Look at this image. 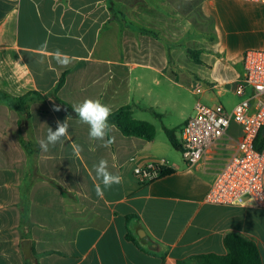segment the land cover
<instances>
[{
	"label": "crops",
	"instance_id": "crops-1",
	"mask_svg": "<svg viewBox=\"0 0 264 264\" xmlns=\"http://www.w3.org/2000/svg\"><path fill=\"white\" fill-rule=\"evenodd\" d=\"M239 2L0 0V91L46 94L65 74L57 97L71 107L89 98L111 113L133 105L135 118L154 112L141 103L150 87L157 109L160 92L175 107L182 92L231 109L242 100L235 85L244 54L257 49L253 28L239 22ZM57 50L70 58L66 67L57 63ZM189 51L199 52L200 62ZM197 82L204 89L200 95L191 90ZM213 85L218 89L209 90ZM44 106L50 109L44 112ZM30 112L37 142L48 127L55 130L57 120L67 119L68 135L48 152L39 151L40 179L23 197L28 164L17 138L19 118L0 104V264H28L32 249L39 264H196L194 256H226L229 234L253 241L264 264V206L208 203L216 167L188 168L157 135L148 142L125 137L114 126L105 141L91 140L88 126L53 100L33 104ZM233 134L237 138L235 126ZM74 144L82 148L79 155ZM101 159L123 180L98 196L103 185L93 166ZM160 161L174 172L140 184L134 168Z\"/></svg>",
	"mask_w": 264,
	"mask_h": 264
},
{
	"label": "built area",
	"instance_id": "built-area-1",
	"mask_svg": "<svg viewBox=\"0 0 264 264\" xmlns=\"http://www.w3.org/2000/svg\"><path fill=\"white\" fill-rule=\"evenodd\" d=\"M264 4V0H235ZM218 89L217 85L209 90ZM203 92L201 82L192 88ZM242 97L231 109L223 104L206 105L198 100L193 114L179 133L184 163L188 168L200 165L216 167L206 201L215 205L264 206V149H256L257 137L264 129V49L245 52L243 74L235 85ZM237 128V138L233 129ZM168 169L164 161L137 166L133 174L140 184L150 183Z\"/></svg>",
	"mask_w": 264,
	"mask_h": 264
},
{
	"label": "trees",
	"instance_id": "trees-1",
	"mask_svg": "<svg viewBox=\"0 0 264 264\" xmlns=\"http://www.w3.org/2000/svg\"><path fill=\"white\" fill-rule=\"evenodd\" d=\"M138 30L142 33L157 37V34L153 31L145 29ZM189 55L196 62H200V60L195 57L196 55H199V52L189 51ZM65 78L66 75L63 74L56 87L51 92L46 94L32 90L22 96H13L7 92L0 91V104H4L11 110H14L18 114L19 118L17 138L26 153L28 164V173L25 185L21 188V194L23 197H27L30 186L35 181L40 179V176L37 173V161L40 148L34 136V130L31 122V106L35 103H45L48 100H53L64 107L69 117L78 118L76 113L72 110V107L57 97L58 91L65 83ZM153 113L157 117H160V114L156 112ZM109 122L114 125L125 137H136L148 142H153L156 139V127L150 122L136 120L134 118L133 105L123 106L111 113ZM164 132L171 147L174 150L181 152V146L175 131L164 128ZM256 149L258 151H263L264 149V135L262 134V131H260L257 137ZM173 172L174 171L172 169H167L162 172L161 177L169 175ZM21 223L22 228L27 226V205L25 206V209L22 208ZM225 244L228 249V254L226 256L203 254L194 256L192 259L196 264H263L258 247L253 241L238 234H229L225 237ZM28 264H39L38 256L33 249L30 258L28 259Z\"/></svg>",
	"mask_w": 264,
	"mask_h": 264
},
{
	"label": "clouds",
	"instance_id": "clouds-1",
	"mask_svg": "<svg viewBox=\"0 0 264 264\" xmlns=\"http://www.w3.org/2000/svg\"><path fill=\"white\" fill-rule=\"evenodd\" d=\"M55 59L58 64L66 67L71 61L70 58L61 53L59 50L55 53ZM59 106H54L53 111H60ZM72 110L76 113L79 122L88 126V136L91 140L105 141V137L111 131L114 125L110 124L109 117L111 116V108L102 103L98 99H85L84 101L74 104ZM69 124L67 119L64 121L57 120L56 128H47V135L45 139L38 141L39 148L42 152H48L51 147L61 142L64 137L68 135ZM114 138L105 142L104 146L112 143ZM74 153L79 155L82 151L81 146L73 145ZM96 177L101 181L103 189L97 186V195L102 196L104 189H111L113 185L122 183L123 177L113 174L108 170V161L101 159L98 164L94 165Z\"/></svg>",
	"mask_w": 264,
	"mask_h": 264
},
{
	"label": "rangeland",
	"instance_id": "rangeland-1",
	"mask_svg": "<svg viewBox=\"0 0 264 264\" xmlns=\"http://www.w3.org/2000/svg\"><path fill=\"white\" fill-rule=\"evenodd\" d=\"M237 9L239 22L253 28L254 34L252 40L254 47L257 49H264V4L242 1L239 2V7ZM149 89L150 87H146L143 91L144 98L142 99L141 103L147 108L154 107V112L161 115L160 117H157L153 113V111L148 109L144 110L141 113H137L135 119L152 123L157 130L158 141H163L165 142V144H168L167 146H169V153L179 158L181 157V153H176V151L172 147H170L168 139L164 132V128L175 131V133L179 136L181 127L185 122L183 119L187 114H189L190 108L192 106L194 107L198 98L194 97L190 93L183 94L181 92L182 96L179 98V104L175 107L174 104H170L166 100V97L163 96V94H161L160 92L162 103L158 104L159 108L157 109V104L154 103L155 100H152V98H150L147 94V90ZM232 101L236 102L238 100L233 98ZM202 102L206 105L212 106L211 103L205 101ZM41 109L45 112V110H48L50 108L44 106ZM36 123L38 126V120H36Z\"/></svg>",
	"mask_w": 264,
	"mask_h": 264
},
{
	"label": "water",
	"instance_id": "water-1",
	"mask_svg": "<svg viewBox=\"0 0 264 264\" xmlns=\"http://www.w3.org/2000/svg\"><path fill=\"white\" fill-rule=\"evenodd\" d=\"M262 134L264 135V129L262 130Z\"/></svg>",
	"mask_w": 264,
	"mask_h": 264
}]
</instances>
